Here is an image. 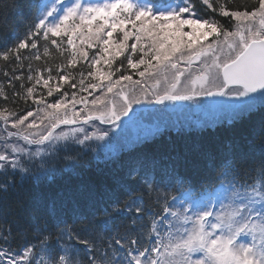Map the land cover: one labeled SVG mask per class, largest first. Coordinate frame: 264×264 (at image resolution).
<instances>
[{"label": "snow or ice", "instance_id": "obj_1", "mask_svg": "<svg viewBox=\"0 0 264 264\" xmlns=\"http://www.w3.org/2000/svg\"><path fill=\"white\" fill-rule=\"evenodd\" d=\"M0 61V264H264V0H0Z\"/></svg>", "mask_w": 264, "mask_h": 264}, {"label": "rangeland", "instance_id": "obj_2", "mask_svg": "<svg viewBox=\"0 0 264 264\" xmlns=\"http://www.w3.org/2000/svg\"><path fill=\"white\" fill-rule=\"evenodd\" d=\"M125 83L127 84L128 82ZM148 83H150V81H148ZM128 87H135L137 93H139L140 91L139 86L128 84ZM141 104H146L143 99L141 100L140 104H133V106H140ZM78 106L79 104H77L76 107ZM206 107H208L207 102L201 100L194 102H183L181 106H177L172 103H165L163 107H160L156 114H152L153 112L142 113L136 119L128 123L129 125L127 124V127L118 131H120L121 135H123L121 136L122 138L129 137V140L135 141L137 137H144L149 135V133H151L157 126H159L161 130H163V126H176V122H178L179 125L186 126L189 124H193L196 121H200L203 115L208 113V109ZM189 111H191L192 113L189 114ZM155 115H158V119H163L165 123L163 126L156 122L157 117H155ZM29 119L31 120L33 118L30 117ZM175 119L178 120L176 121Z\"/></svg>", "mask_w": 264, "mask_h": 264}, {"label": "trees", "instance_id": "obj_3", "mask_svg": "<svg viewBox=\"0 0 264 264\" xmlns=\"http://www.w3.org/2000/svg\"><path fill=\"white\" fill-rule=\"evenodd\" d=\"M237 2H239V0H237ZM221 19H223V18H221ZM91 51L92 50H90V52ZM52 52H53V57L48 61V63L53 66V71L55 73V64L56 63H59L60 60H59V57L56 54L54 48L52 49ZM3 63L4 62L0 61V67H2ZM39 63H41V65H43L44 61H40ZM117 63H119V61H117ZM117 75H119V74H117ZM139 78L140 77L138 75H133V80H139ZM0 80H3L2 72H0ZM51 83L53 84V87H55V83H56L55 80L51 81ZM64 90H67L69 92V96L71 95V92L74 91L73 89L68 88L67 85H63V87L61 88V91H64ZM40 93H43L45 95V97H47V91H46V89H44L42 86H37V89H36L37 98L39 97ZM96 94H98V93H96ZM59 95H60V93L54 92L53 96L52 97H47V99L48 100H53L56 97H58ZM82 95L87 96V98H88L89 101L93 98V96H88L87 93H83ZM0 103H2V101H0ZM9 106H11V105H9ZM15 107H16L17 112L22 114L26 109L35 110L37 108V105L34 104L32 102V100H28L27 103H25L24 101H17ZM80 107H82V105L79 104V106L76 107L77 110ZM45 123L47 124V121ZM13 131H15V130H13ZM163 137L165 139H167L168 137H171L175 141V139H176V137H175V131H173V130H165V131H163ZM207 138L208 137L206 135L205 136V139H207ZM55 179L57 181H59V182H63V179H62L61 176H57Z\"/></svg>", "mask_w": 264, "mask_h": 264}, {"label": "bare ground", "instance_id": "obj_4", "mask_svg": "<svg viewBox=\"0 0 264 264\" xmlns=\"http://www.w3.org/2000/svg\"><path fill=\"white\" fill-rule=\"evenodd\" d=\"M165 130H175V127L174 126H169L167 129H163L162 132L165 131Z\"/></svg>", "mask_w": 264, "mask_h": 264}, {"label": "water", "instance_id": "obj_5", "mask_svg": "<svg viewBox=\"0 0 264 264\" xmlns=\"http://www.w3.org/2000/svg\"><path fill=\"white\" fill-rule=\"evenodd\" d=\"M129 116L131 117V113H129ZM123 120H128L129 121V117H123Z\"/></svg>", "mask_w": 264, "mask_h": 264}]
</instances>
